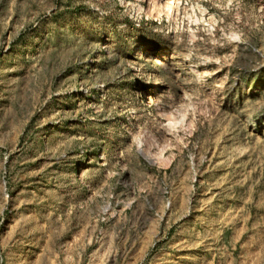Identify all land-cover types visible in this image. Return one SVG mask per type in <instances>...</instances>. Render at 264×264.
Instances as JSON below:
<instances>
[{
    "label": "rangeland",
    "instance_id": "1",
    "mask_svg": "<svg viewBox=\"0 0 264 264\" xmlns=\"http://www.w3.org/2000/svg\"><path fill=\"white\" fill-rule=\"evenodd\" d=\"M0 264H264V0H0Z\"/></svg>",
    "mask_w": 264,
    "mask_h": 264
}]
</instances>
